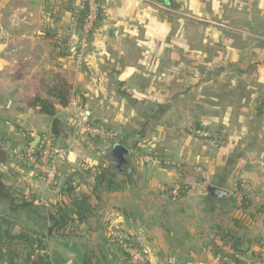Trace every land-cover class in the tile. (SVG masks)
I'll list each match as a JSON object with an SVG mask.
<instances>
[{"label":"crops","instance_id":"crops-1","mask_svg":"<svg viewBox=\"0 0 264 264\" xmlns=\"http://www.w3.org/2000/svg\"><path fill=\"white\" fill-rule=\"evenodd\" d=\"M99 1L101 19L95 24L90 50L79 62V13L85 0H0V145L6 151L8 143L32 147L38 137H53L55 145L61 144L66 153L59 164L62 177L59 175L40 194L48 195L51 203L63 199L66 177L73 176L78 185L74 197L89 195L95 208L86 225L68 232L67 237L49 241L51 253L58 254L65 261L62 264H82L85 252L98 256L92 264H118L121 253L109 239L130 237L139 243L142 253L149 255L147 264H173L172 254H183L180 264H236L230 257H219L218 250L228 256L234 251L217 237L218 225L243 239L241 262L264 264V201L251 217H242L234 188L238 181L244 183L247 174L234 168L235 154H264V0ZM181 31L183 41L173 42L172 33ZM176 43L183 48L181 57L173 56ZM173 61H183V127L192 123L212 128L222 133L224 140L217 147L204 141L193 149L188 140L179 145L180 154H195L196 164L211 181L205 184V177H200L205 186L199 227L206 229L188 231L183 236V248L166 240L164 224L161 229L154 227L157 221L153 216V208L165 201L162 186L169 195L177 185L182 190L179 183L183 175L138 166L151 145L145 141V150L127 145L131 135L140 137L135 127H150L153 122L174 131L173 119L169 120L174 109L164 104L167 91L163 89L160 95L163 107L158 113H154L156 98L147 96L156 93L157 79L170 77ZM253 76L257 86H241V80ZM103 110L112 111L110 120L119 122L110 128L125 124L133 128L121 131L118 143L130 150V167L125 173L116 171L113 185L101 184V170L81 184L80 169L93 168V163L79 160L81 154L93 159L100 152L92 143L103 145L107 156L102 161L111 163L110 150L115 143L113 138L92 136L75 123L81 117L86 124L107 126V115L95 116L96 111ZM51 111L55 115L49 114ZM146 135L141 132V136ZM71 136L76 142L74 148L65 146ZM148 136L151 139L150 133ZM6 153V161L0 162L1 181L8 172L14 181L6 185L17 190L22 199L29 187L19 183L18 176L32 183L37 177L30 167L9 160ZM257 170L264 175L261 168ZM209 186L228 195L214 199L207 194ZM249 202L250 208L253 202ZM190 240L194 246H188Z\"/></svg>","mask_w":264,"mask_h":264},{"label":"rangeland","instance_id":"rangeland-1","mask_svg":"<svg viewBox=\"0 0 264 264\" xmlns=\"http://www.w3.org/2000/svg\"><path fill=\"white\" fill-rule=\"evenodd\" d=\"M171 36H172L173 42L177 40L183 41V31L179 33L173 32ZM181 49L183 48H180V45L176 43V45H174V48H173V51H174L173 56L177 55L181 57V54H180ZM170 67H171L170 77L166 78L165 80L157 79L156 80L157 83H155L156 93L154 95L150 94L147 96L150 99H153V98L157 99V101L155 99V102H154V106H155L154 113H158L160 109L163 107V104L159 103L160 95L163 92V89L167 91L166 93L168 94L167 95L168 99L165 101L164 104L165 106L170 105L174 109V111L171 113L173 117L169 118V120L173 119L172 122H174L173 132L169 130L166 125L160 127V125L155 124L153 122L151 123L150 127H146V128L139 129L135 127L133 129L131 126H129L130 124H125L122 126V128L117 127L121 129V130L120 129L118 130L117 128L109 127L110 125H115V126L119 125V122L110 120L113 114L112 111H107V110H103V112L96 111L95 116L99 117V115L101 114L107 115V120L109 121L107 122V126H103V127L99 126V128L103 129L104 132H106L101 136H104L105 138H113V142L115 144H118L119 142H121V139H120L122 137L121 131H124V130L133 129V130H138V132L142 130L141 132L143 134H148V135L150 133V135L152 136L151 139H149L150 136L148 135L141 136V132L140 134L137 132V135H140V137L131 135L130 136L131 138L130 137L128 138L127 145L129 148L131 147V149L132 147L136 146L137 148H142L143 150H145V147H144L146 145L145 141H147L148 145L149 146L151 145L152 147L151 150H149V153L143 157V164L141 165V163L139 164L137 163L138 166H146V167L149 166V167H154L158 169L161 168L164 170L180 172L183 175L184 178L179 183L183 186V190H181L182 194L179 195L178 199L174 200L173 197H171L167 193L166 187L163 188L162 186V190L164 194L163 200L165 201L164 202L161 201L160 203L158 201L159 204H157V206L153 208V212H154L153 216H156V218L154 217V219H156L157 221V225H154V227L161 229V227L163 228V224H164L163 232L166 234V235L164 234L165 237H167L166 240L168 241L170 240L175 245L179 243V245H182V248H183V236L185 234H188V231L193 233V232L198 231L199 229L200 230L206 229V228L199 227L200 226L199 220H201L202 214H203L202 212L203 209L201 207V203H202L201 195L204 191L203 186H205V184L207 183H211V181L210 182L207 181L209 177L208 174H206L207 172L206 171H205L206 173L203 172L202 168L196 164L195 154L193 155L192 154H180L179 145L183 144L185 141L188 140L189 141L188 143L192 144V148L195 149L196 144L199 143V146H200L202 145L201 142H204L205 140L195 136L194 134L188 131L189 126H191V128L197 129L196 125L189 123L187 126L183 127V114H185V110H186V107L183 106V100H184L183 99V61L181 62L173 61L170 64ZM241 86H252V87L257 86V81L255 79V76L251 78L248 77L246 79L241 80ZM79 122L84 123L81 117L78 119L76 123H79ZM76 123L75 125H77ZM89 125L94 126L93 124H90V123ZM74 127L75 126H73V128ZM95 127H98V126H95ZM198 127H200L201 129L207 132H210L211 134L215 136L222 137L221 135L222 133L217 134L215 132V129H212V128L209 129L208 127H203V126H198ZM172 133H175V135H173ZM221 137H219L220 138L219 142L215 144V147L221 146L223 144L224 140H223V137L222 139ZM69 140H70L69 144H65V146L68 145L71 148H74V146L76 145L74 144L76 143L74 137L71 136ZM37 145H40V144L38 143ZM92 145L95 149L99 150L98 152H100V155H98L99 153L95 154V157L93 159H89L91 158L89 155L81 154L82 157L79 159L81 160V162L93 163V168H90L88 166V168L80 169L82 173V176H79L81 178L80 179L81 184H85V181L87 180V178L93 175L96 170L99 171V170H102L103 167H108L107 161L106 162L102 161L107 156V153H106L107 150H105V146L98 145V144L95 145L94 143H92ZM6 146H7L6 152H8L9 158H11L9 160L15 161L19 164L24 165L23 162L18 161L17 157L13 155L14 154L13 152L15 150H21V152H28L32 147L30 146L28 148L27 146H22L19 142L8 143ZM55 147L56 149L62 150L60 148L62 147L61 144H57V146L55 145ZM210 149L212 150V148ZM239 155L240 154H235L234 158H235L236 164L234 168L237 171L244 170L247 174L244 175V179H242L244 180V183L241 181H238L237 183L234 184L235 185L234 188H235V191L237 192L242 190L243 193H245V195L246 194L248 195V196L246 195L247 200L249 201L250 199L252 200L253 205L250 208L249 206L248 207L246 206V208L244 209L243 204L241 202L243 200V197L241 195L242 193L240 194L236 193V195L238 194L237 200L239 202L238 206H239L240 216L244 217L245 215H247V217L248 216L251 217L253 212H256L257 210L260 209L262 200L264 201V191L261 190V187L264 186V175L262 176V174H259V173L257 174L258 172L257 169L259 168H261L264 171V154H244L242 155V157H239ZM98 161H100V163L96 165L95 162L97 163ZM135 165L136 163L133 164V166ZM61 170L63 171V168ZM65 170H66V167L64 168V171ZM68 172L70 173V175L73 173L71 168H69ZM34 176L37 177L35 181L36 183H32L33 181H29L28 179H26L25 176L23 179L20 175L18 176L19 180L18 179L17 180L19 181V183L20 181H23L25 184L24 187L26 188L29 187L28 188L29 191H26L28 192V195H27L28 197H31V198L33 197L36 199L38 198L41 199L42 197L45 201H47L49 198L48 195L42 196L40 194L41 190H43V188L46 187L45 178H43V176L39 174H34ZM60 176L62 177V173H60ZM63 176L66 177V175L64 174ZM201 176L205 177V179H203L205 183L204 185L202 184L200 180ZM162 182L163 180L161 181V183ZM256 186L260 188L259 191L255 190ZM183 193L185 196L184 199L181 198V196L183 197ZM21 197L23 198L24 195H22ZM6 208L7 207L4 204L0 203V214L3 213V215H5L4 212L6 211ZM19 220H22L24 222V217L23 219H20L19 217ZM29 224L32 225V223H29ZM209 226L210 225L208 224L207 227L209 228ZM165 227H167V229H165ZM194 243H195L194 240L193 241L190 240L188 242L189 244L188 246H194L195 245ZM148 256L149 255L144 254V253L141 254V257L145 259L148 258ZM161 257L164 259V255H162ZM171 257L174 260L173 264H180V261L183 262V254L181 255L172 254ZM162 258H161V261H164L162 260ZM147 260L148 259H146V264L148 263ZM249 262H251L252 264H255V262L254 263L252 261H249ZM256 264H259V262H256Z\"/></svg>","mask_w":264,"mask_h":264},{"label":"trees","instance_id":"trees-1","mask_svg":"<svg viewBox=\"0 0 264 264\" xmlns=\"http://www.w3.org/2000/svg\"><path fill=\"white\" fill-rule=\"evenodd\" d=\"M89 1L90 0H85L84 6L79 13L81 30L89 13ZM96 2L101 7L100 1L96 0ZM100 19L101 10L97 17L96 26ZM61 104L66 105V102L62 101ZM49 114L55 115L54 111L49 112ZM57 124L58 121L55 120L53 127L54 136L57 135ZM196 127L201 129L198 126ZM27 147L29 148L30 145L28 144ZM33 150L38 154L40 145L35 146ZM6 158L7 153L2 145H0V162H5ZM107 163L108 167H103L101 170L100 181L101 184L106 183L108 185H113L115 183L116 171H112L113 166L109 161H107ZM24 166L26 165L24 164ZM60 173L61 168L59 165V175ZM66 178L65 187L62 190L61 196L66 198L67 202L64 201V198L54 203L47 201L49 209H46V206L42 204L39 199H34L26 195V197L21 199L20 193L4 184L0 178V203L7 207L4 212L5 215H3L2 212V214H0V264H62L65 262L59 258L58 254L51 253L49 241L57 236L67 237L68 232L71 233L78 226L86 225L94 216L93 212L95 209L89 195L80 194L78 197H74L77 196L76 191L78 185H75L73 176H67ZM170 192V196L173 197V191L171 190ZM237 193H242L243 200L241 202L245 209L246 206H249L250 202L247 200L242 190ZM181 194L182 191L180 192V195ZM213 210L211 211L212 213L214 212ZM19 217L20 219L24 217V222L19 220ZM29 223H32V225ZM235 225L238 226V223H235ZM108 227L109 224L107 223L104 229L108 230ZM165 229H167V227ZM216 229L217 237L225 244L230 245L234 251L232 256H228L224 252L218 250L220 259L224 260L230 257L236 264H244L241 262L242 260L236 256L242 255L241 245L243 239L238 237L234 231L225 230L221 226L217 225ZM31 237L35 238L36 245L31 243ZM109 240L112 245L118 247V251L121 253L118 264H130L132 256L124 250L118 237H111ZM125 242L131 247L139 250V243L136 242V240L125 237ZM95 258L98 259V256L85 252L81 257V261L82 264H92ZM101 258L102 261H106V256L101 255ZM117 258V255L114 256L115 261Z\"/></svg>","mask_w":264,"mask_h":264},{"label":"built area","instance_id":"built-area-1","mask_svg":"<svg viewBox=\"0 0 264 264\" xmlns=\"http://www.w3.org/2000/svg\"><path fill=\"white\" fill-rule=\"evenodd\" d=\"M89 2L90 9L81 30V40L79 49L77 51L79 62L85 58V55L91 48V36L97 22L99 11L101 10V7L98 5L96 0H90ZM76 127L83 128L88 134L92 136H101L106 133L99 127L82 122L77 123ZM188 131L211 144H216L220 139L218 136H215L203 129L191 128V126H189ZM39 144L40 150L38 154H36L33 148H31L28 152L15 150L13 155L17 157L18 161L28 165L34 174L42 175L43 178H45L46 187H50L59 177V164L60 161L64 159L66 153L62 150L56 149L54 141L50 136H44L39 141ZM180 192L181 186L177 185L172 192L174 200L178 199ZM40 201L42 204L48 207L47 201H45L43 198H41ZM118 240L124 250L131 254L132 259L130 264H146L147 258L145 259L141 257L142 252L140 250L133 248L128 243H126L125 237H119ZM219 244L221 243L219 242ZM236 256L237 258L242 259V256Z\"/></svg>","mask_w":264,"mask_h":264},{"label":"water","instance_id":"water-1","mask_svg":"<svg viewBox=\"0 0 264 264\" xmlns=\"http://www.w3.org/2000/svg\"><path fill=\"white\" fill-rule=\"evenodd\" d=\"M159 1H165V0H159ZM169 1V0H167ZM97 124V122H95ZM40 138H36L34 144H32V148L35 147L39 143ZM131 157V152L130 150L125 147L122 144H115L111 150H110V160L112 163V171H118L120 173H125L129 170L130 167V159ZM14 180L13 178L9 175L8 172H5L2 176V182L7 184V183H12ZM207 194H209L212 198L220 200L223 199L228 195V192L221 189L217 188L215 186H209L207 188ZM31 243L33 245H36V240L34 237H31Z\"/></svg>","mask_w":264,"mask_h":264}]
</instances>
